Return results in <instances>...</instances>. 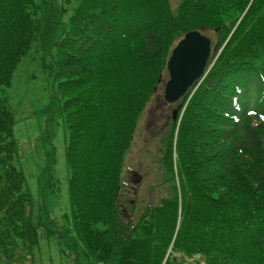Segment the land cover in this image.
Returning <instances> with one entry per match:
<instances>
[{"label": "trees", "instance_id": "16d2710c", "mask_svg": "<svg viewBox=\"0 0 264 264\" xmlns=\"http://www.w3.org/2000/svg\"><path fill=\"white\" fill-rule=\"evenodd\" d=\"M192 30L211 38L212 67L166 103L177 118L156 188L167 193L137 209L141 179L125 171L126 152L173 47ZM31 59L53 78L48 120L67 130L70 225L50 212L49 128L37 198L21 167L8 89ZM261 117L264 0H0V264H35L39 228L73 264H264Z\"/></svg>", "mask_w": 264, "mask_h": 264}, {"label": "rangeland", "instance_id": "374dc122", "mask_svg": "<svg viewBox=\"0 0 264 264\" xmlns=\"http://www.w3.org/2000/svg\"><path fill=\"white\" fill-rule=\"evenodd\" d=\"M179 0H173L174 5ZM218 44V41H215ZM168 71L160 77L157 87L160 94L153 97L139 117L135 136L125 156V169L139 171L142 182L137 190V209H141L152 198L156 201L166 195L165 187L156 188L165 178L163 168V139L170 131V118L175 107L163 102V83ZM163 81V83H162ZM53 78L43 73L35 60H26L15 73L10 93L17 117L15 135L21 152V167L24 169L28 184L35 197L39 194L38 178L48 164V150L51 145L45 140L47 129L53 132L55 160L53 166L57 195L50 201L51 216L60 225H70L71 208L68 197L67 167L65 158L66 129L62 122L55 126L44 112L52 91ZM152 186L154 189L150 190ZM37 209V208H36ZM37 215L35 210L34 218ZM41 233L40 247L35 251V264H73L71 257L61 251V244L55 235H47L44 228Z\"/></svg>", "mask_w": 264, "mask_h": 264}, {"label": "water", "instance_id": "95a60500", "mask_svg": "<svg viewBox=\"0 0 264 264\" xmlns=\"http://www.w3.org/2000/svg\"><path fill=\"white\" fill-rule=\"evenodd\" d=\"M210 52V39L198 31L187 33L178 43L168 61L170 79L164 94L167 102L178 101L204 75Z\"/></svg>", "mask_w": 264, "mask_h": 264}, {"label": "snow or ice", "instance_id": "6c2138e0", "mask_svg": "<svg viewBox=\"0 0 264 264\" xmlns=\"http://www.w3.org/2000/svg\"><path fill=\"white\" fill-rule=\"evenodd\" d=\"M261 119H264V117H261Z\"/></svg>", "mask_w": 264, "mask_h": 264}]
</instances>
